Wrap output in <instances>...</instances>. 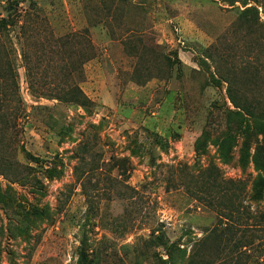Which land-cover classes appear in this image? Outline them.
Masks as SVG:
<instances>
[{
    "label": "rangeland",
    "instance_id": "rangeland-1",
    "mask_svg": "<svg viewBox=\"0 0 264 264\" xmlns=\"http://www.w3.org/2000/svg\"><path fill=\"white\" fill-rule=\"evenodd\" d=\"M247 7L264 25V0ZM242 10L222 0H0L1 18L66 12L97 54L84 66V107L34 99L16 29L0 32V67L18 76L0 110V149L24 178L0 176V264H133L139 255L165 264L152 229L183 251L180 264H197L192 251L206 238L219 244L211 264H264V196L250 201L260 170L251 157L239 164V148L224 162L214 144L231 107L220 77L264 94V27L237 29ZM214 177L235 196L230 220Z\"/></svg>",
    "mask_w": 264,
    "mask_h": 264
},
{
    "label": "trees",
    "instance_id": "trees-1",
    "mask_svg": "<svg viewBox=\"0 0 264 264\" xmlns=\"http://www.w3.org/2000/svg\"><path fill=\"white\" fill-rule=\"evenodd\" d=\"M250 1L222 0L231 7L236 3L242 6L243 10L239 12L235 20V27L240 30L245 29L253 35L254 28L264 27V25L259 22L257 8L247 7ZM96 14L98 13L96 12ZM15 29L19 57L30 96L34 99L56 100L84 107V104L89 101L80 88V85L85 82L84 66L97 57L90 39L89 29L86 27L74 30L66 12H57L56 15L34 11L17 12L4 18L0 17V32L10 34ZM262 42H264V36ZM0 68L2 73H6L2 67ZM141 69L150 73L146 67L145 69L143 67L136 68L134 73ZM6 74H9V77L6 76L0 81V110L5 107L6 100L15 95L18 90L16 73L11 71L8 66ZM220 80L227 84V98L231 107L225 108L226 128L216 136L214 144L221 159L226 163L233 161V151L236 148H239V164L241 166L247 165L248 159L252 158L260 170V175L251 189L250 201H259L264 196V94L257 97L248 92H241L239 83L242 81L234 74L221 76ZM136 81L140 82L139 79ZM251 150H253L252 156L250 155ZM25 155L28 154L25 153ZM14 162L5 158L3 148H1L0 176L11 183L24 179L19 169L20 164ZM227 183L233 185L232 181ZM209 186L212 189H217L215 195L228 198L226 207L230 208V212L224 214V219H232L236 202L234 194H229L226 190L224 193L226 195L223 196L220 192V189L223 188L219 181L217 183L216 177L209 182ZM30 215L33 217L43 216V212L32 207ZM148 238L150 241L157 242V247L163 248L166 252L165 264H180V252L183 251L177 245L170 244L160 229H152ZM218 250L219 244L215 249H213V245L207 247L206 238L197 249H193L192 258L198 260L197 264H211L209 257ZM206 253L208 257H206ZM141 260V255L136 256L133 264H141Z\"/></svg>",
    "mask_w": 264,
    "mask_h": 264
}]
</instances>
